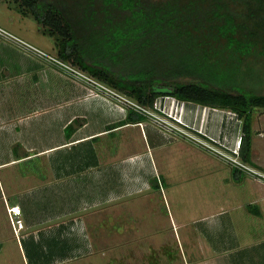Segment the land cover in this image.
I'll return each instance as SVG.
<instances>
[{
	"label": "crops",
	"instance_id": "1",
	"mask_svg": "<svg viewBox=\"0 0 264 264\" xmlns=\"http://www.w3.org/2000/svg\"><path fill=\"white\" fill-rule=\"evenodd\" d=\"M2 40L0 264H16V256L21 264H264V181L248 175L230 180L232 169L211 157L226 168L219 174L224 173L223 184L212 188L244 189L237 200L219 199V193L210 199L208 177L215 170L205 153L182 140L166 141L146 118L126 122L129 109ZM43 80L61 84L62 101H52L41 89L34 94ZM175 102L176 113L209 137L235 146L242 136L241 123L227 111ZM41 128L50 136L43 145L37 142ZM256 133L252 129L247 164L264 174V137ZM178 145L192 153L185 161L200 160L195 186V178L189 185L175 178L171 159ZM34 157L43 158L42 173L17 169ZM181 203L187 206L178 207ZM163 205L166 214L159 210ZM223 205L246 211L260 225L257 231L237 229L240 221L223 213ZM12 207L23 225L16 232L8 214ZM177 247L181 251L171 253Z\"/></svg>",
	"mask_w": 264,
	"mask_h": 264
},
{
	"label": "trees",
	"instance_id": "2",
	"mask_svg": "<svg viewBox=\"0 0 264 264\" xmlns=\"http://www.w3.org/2000/svg\"><path fill=\"white\" fill-rule=\"evenodd\" d=\"M9 1L24 18L36 22L43 35L53 39L58 61L125 94L140 107L152 108L158 98L170 97L234 113L242 121L239 156L243 163H250L252 112L264 109V94L230 93L195 82H158L155 69L115 77L102 62L88 63L84 57L91 55L87 51L91 47L103 48V57H152L167 40L192 50L194 62L204 58V63L195 62L197 67L216 59L222 40L234 53L243 55L249 50L251 54L264 43V0ZM72 11L80 17H73L76 24L86 28L79 38L69 19ZM143 118L128 110L126 122L138 123ZM73 128L69 125L67 131ZM243 175L232 168L233 181L240 182Z\"/></svg>",
	"mask_w": 264,
	"mask_h": 264
},
{
	"label": "rangeland",
	"instance_id": "3",
	"mask_svg": "<svg viewBox=\"0 0 264 264\" xmlns=\"http://www.w3.org/2000/svg\"><path fill=\"white\" fill-rule=\"evenodd\" d=\"M69 19L71 20V22L73 23V27L75 29V34L78 35L77 37H81L83 30H85V25L84 26H80L76 24V21L74 20L73 17H77V19H79V15L78 13H76V11H72L71 14H69ZM75 21V22H74ZM0 27L3 29H6L7 31H9L10 33H12L13 35L17 36L18 38L22 39L23 41L27 42L28 44H30L31 46H33L34 48L40 50L41 52H43L44 54L48 55L51 58L56 59V49L54 46V42L53 39L45 36L42 34L40 26H38L36 24V22H34L31 19L28 18H24L21 14L18 13L17 9L15 8L14 3L10 2L9 0H1L0 1ZM94 28H96V26H94ZM3 39L2 41H9L5 38H0ZM80 41V40H79ZM224 40H222V46L220 51L218 52V54L216 55V59L212 60V61H208V66L199 64L198 67L195 66V62H200V63H204L205 60L204 58H197L198 60H196L195 58V62L193 61V51L192 50H188V47L185 46L183 47L182 43L178 44L175 42V44L171 41H166L164 43V45L160 46V51L157 53H154L151 56H149L148 54H144V55H139V56H134L133 58H128L127 56H122V57H113V56H107V57H103L102 54L104 53V49L103 48H93L91 47V49H87V51L91 52V55L88 54V56H85L84 59L86 62L88 63H92V62H102L103 65H105L106 68H108V70L111 72L112 75H114L115 77L120 76V77H130L134 74H136L137 72L144 70H149V69H155L154 74L156 75V78L158 79V82H182V83H187V82H195V83H203L209 87L215 88V89H219V90H223L226 92H230V93H246V94H264V43L261 42L260 45L258 46V48L256 50H254L253 52H249V50H244L243 55H241L242 52H238V53H234L231 50L227 49V46H223V42ZM10 43L13 44V42L9 41ZM82 43H84L85 46L88 45L87 42L82 41ZM20 47V46H18ZM94 51V52H93ZM229 51V52H228ZM20 52L23 54V52H25L23 55L27 56V54H30L32 57L39 59L40 61H42L43 63L49 65L50 68H52L53 70L58 71L60 74H64L66 75V77L68 78H73L69 73H65L63 71V69L59 68L58 65H56L55 63H52L48 58L45 57H39L37 56L33 51H29L26 50L23 47H20ZM95 56V57H94ZM130 57V56H129ZM25 58V57H24ZM29 59V58H28ZM30 61V60H29ZM152 62V63H149ZM67 66H69L70 68L74 69L75 71H77L78 73L86 76L87 78L91 79L92 82L94 83L92 84H85L83 86L88 87L90 90L95 91L96 93H99L103 96H107L111 99H113L115 101V105L117 106H122L120 102H118L117 99H115L114 97H112L111 95H108L105 93L104 90H102L100 88V86L105 87L106 89L113 91L114 93H116L117 95L125 98L127 101L134 103L135 101L131 98H129L128 96H126L125 94L112 89L111 87H108L107 85L103 84L102 82H99L98 80L90 77L89 75H87L84 72H81L80 70H78L76 67H72L69 64L66 63ZM74 79V78H73ZM74 80H78V79H74ZM44 82L40 84V86L38 87L37 85L34 86V94H36V91L38 92V89H41L42 92H44L45 94H50L51 96V100L53 101H57L60 100L62 101L64 94L61 93V84L56 81V85L54 83V81L50 80V82H47L45 80H43ZM79 81V80H78ZM83 83V82H82ZM77 85V84H76ZM46 86V88H45ZM101 89V90H100ZM21 94V92L19 93ZM38 96V95H35ZM42 100L43 98L41 96H39ZM68 97V96H67ZM22 96L18 95V104L19 105H24V102L22 100ZM35 98V97H33ZM45 98V97H44ZM170 99V98H169ZM168 98H158L154 104H158L161 101V107L164 108V110L171 116L173 117H177L178 119L180 118L185 124L189 125L187 122H185V120H183V116L181 115L182 113H180V110L178 111V113H176V109L174 107V104H176L175 100L174 101H170ZM169 101L171 103L167 104L166 102V106H164L163 101ZM48 101V100H46ZM28 104V103H27ZM154 106V105H153ZM199 108L200 111L204 110V107L201 106H197ZM121 108V107H120ZM20 110L22 108H19ZM124 109H128L126 108V104ZM147 109V111H151L153 113L154 109L152 108H145ZM227 111V110H224ZM228 112V113H227ZM226 114L229 117H232L233 119H236V117L234 116V114L232 112L227 111ZM161 116V115H160ZM163 116H161L162 118ZM146 118V117H145ZM147 120H145V122H151L152 125H154L156 127L157 130H159L161 132V135L165 138L166 141H177V140H182L184 142L182 143H188V145L191 146V148H194L195 151H199L198 153L203 154L205 153V158H207L209 160V169L210 171L215 170V173L213 175H210L208 177V184L211 185V189L209 190V192H207V197H210V199L214 200L217 199V194L218 189L217 188H212V186H216L218 184H223V181L221 180V178L223 177V174L225 173L224 169H232V165L228 162L223 161V159L217 157L216 155H214V153H211L210 151H208L207 149L203 148L200 145H197L195 143H193L190 139H188L187 137H185L184 135L178 133V132H172L174 130H172V125H173V121L170 120V117H163L162 119H164L166 121V119L168 120V126H166V122L165 121H161V124H157L155 122H153L151 119L146 118ZM79 123V121H78ZM76 123V124H78ZM171 124V125H170ZM251 128L256 130L257 133L256 134H263L262 136L264 137V113H263V109H255L252 112V121H251ZM242 125V123H241ZM190 126V125H189ZM176 128L179 129V126H174ZM191 127H194L195 129H200L204 132V129L201 126H197L196 124L192 125ZM138 132L139 129L137 128ZM172 130V131H171ZM188 130V129H187ZM178 131V130H176ZM190 133V135L195 136L196 138H201L199 137L198 134H196V132H192L191 130L188 131ZM253 135L254 132H253ZM38 137V141L39 143H46L47 139L50 137L47 135V132H43L42 128L40 129L39 133L37 134ZM135 137L139 138V136H137V132H135ZM256 138V136H255ZM141 139V138H140ZM139 139V140H140ZM206 140V139H204ZM185 143V144H186ZM42 144V145H43ZM228 149H233L234 146H231L229 144H226ZM37 146H40V144H37ZM185 146V145H184ZM21 151V149L19 147L16 148V153L18 154ZM194 151V152H195ZM176 152L177 154L174 155L173 159H171L172 161V167L175 173V178L177 180L181 181H187L186 183H184L185 185H189L190 183H192L193 178H195L194 180V186L198 184V179L197 177V173L199 170H202L201 168H198L199 166L196 167V165L198 164L197 162L200 160H184V155H188L189 150L186 149V147H184V149H182L180 147V145H178V147H176ZM226 152H228L226 150ZM230 153V152H228ZM20 154V153H19ZM192 154V153H191ZM204 155V154H203ZM208 155V156H206ZM20 156V155H18ZM210 156V157H209ZM211 157H214L215 159H217L219 162L225 164L226 168H223V166H216V164L218 163L216 160L212 159ZM30 159V158H29ZM43 158L39 157H34L30 160L24 161V162H19V164L17 165V169L21 172H29L30 170L37 172V171H41L43 170ZM250 166V165H249ZM251 168H253L254 166H250ZM212 168V169H211ZM255 169V167L253 168ZM204 172V169H203ZM222 175L220 176L219 174ZM227 172V171H226ZM260 173V172H259ZM226 174V173H225ZM232 173L228 171V176L230 177V180L233 179L232 178ZM193 175V176H192ZM247 175V174H245ZM261 175L264 174L261 173ZM249 177H252L251 175H248ZM176 180V182H177ZM260 180V179H259ZM262 181H264V178L261 179ZM180 181V182H181ZM205 183H207L205 181ZM244 185V183L242 184ZM239 189H244L243 187L240 188V186H237L235 189H226L223 190V192L220 190V197L219 199H223L224 196V200H228V198L226 196H235V200L240 198V193L242 192H237ZM230 190V191H229ZM234 200V201H235ZM182 204V203H181ZM180 208H183V206H187V204L185 203L184 205H177ZM222 206V205H220ZM224 207L220 208L222 211H224L223 213L227 212L226 215H230V217L234 218L236 221H240L238 223V225H236L237 229H242L243 227L247 226L248 229L256 232L258 226H260L259 224H257L258 222H255L252 220V218L250 216L246 215V211H244V213L242 214L243 211H241L239 209V207L237 208H233L232 210L227 208L225 205H223ZM159 210L163 213L166 214V209L164 207V205L162 206V208L160 207ZM168 210H170V208H168ZM219 210V209H218ZM253 222V223H252ZM115 229L116 230H121L122 227H120L118 224L115 225ZM243 231V230H241ZM226 232H230V229H226ZM262 232V231H259ZM180 246V244H179ZM180 252V248H176L175 250H172L171 253H176V252ZM19 255V254H18ZM16 256V255H15ZM262 256L264 258V249L262 250ZM235 257V256H234ZM14 258V261L16 262V264H21V259L19 260V256L12 257ZM19 260V261H18ZM4 263V262H3ZM164 264V263H162Z\"/></svg>",
	"mask_w": 264,
	"mask_h": 264
},
{
	"label": "built area",
	"instance_id": "4",
	"mask_svg": "<svg viewBox=\"0 0 264 264\" xmlns=\"http://www.w3.org/2000/svg\"><path fill=\"white\" fill-rule=\"evenodd\" d=\"M1 37L13 42L14 44H17L20 47L25 48L26 50L33 51L36 55H38L40 57L48 58L52 63H55L56 65L59 66V68L63 69V71L65 73H67V74L69 73L74 79H78L79 81H83L86 84H92V85L94 84L91 79H89L86 76L78 73L77 71L70 68L66 64L58 61L57 59L49 57L48 55H46L43 52H41L40 50L34 48L33 46H31L27 42L23 41L22 39L18 38L17 36L13 35L12 33L8 32L5 29L0 27V38ZM100 88L102 90H104L106 94L111 95L112 97L117 99L118 102H120L121 105H123V107H125V104H126V108H128L129 110H133V111L143 115L144 117L151 119L153 122H155L157 124H161L162 120L165 121L164 119H162L163 117H165V118L170 117L171 121H169V122L173 121V125L171 128L174 131L171 130L172 132H174V133L178 132V133L184 135L185 137L190 139L193 143L202 146L203 148L207 149L211 153H214V155H216L217 157L223 159V161L230 163L233 168H237L238 170L244 172L247 175H251L255 179H258V180L259 179L261 180L264 178L263 175H261V173H259V171L251 168L248 164H245L241 161L240 156H239L241 137L238 138L233 149H228L226 143L221 142L217 139H213V138L209 137L202 130L195 129L194 127H191V126L185 124L180 118L178 119L177 117H173V116L169 115L164 110V108L161 107L160 103H159V106H158V104H154L153 109H154L155 113H153L151 111H147V109H145L143 107H140L134 103L127 101L125 98L117 95L113 91L106 89L105 87L100 86ZM165 98L169 99L170 97H165ZM170 100L174 101V99H171V98H170ZM263 113H264V109H263ZM160 115L163 117L161 118ZM234 116L236 117V120L238 121V123H242V121L239 118H237V116L235 114H234ZM167 121L168 120L166 119V121H165L166 126H168V123H169ZM174 126H177V127L179 126V129L174 127ZM176 130H178V131H176ZM189 130H191L194 133L196 132V134H198L199 137H201V138H196L195 136L190 135V133L188 132ZM204 139H206V140H204ZM226 150L230 153L226 152ZM8 214H9L10 221H11L13 227L16 226V230H14V232L21 230L23 227L22 222H21V220L17 219V216L19 215V211L16 210L15 207H12L8 210Z\"/></svg>",
	"mask_w": 264,
	"mask_h": 264
}]
</instances>
